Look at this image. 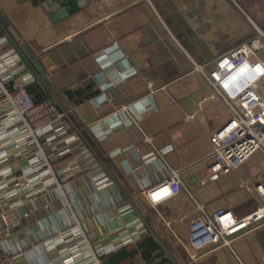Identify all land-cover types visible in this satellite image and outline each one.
Returning <instances> with one entry per match:
<instances>
[{
  "label": "crops",
  "instance_id": "0c3cea01",
  "mask_svg": "<svg viewBox=\"0 0 264 264\" xmlns=\"http://www.w3.org/2000/svg\"><path fill=\"white\" fill-rule=\"evenodd\" d=\"M78 1L79 10L59 17L46 0H0L19 36L1 23L0 62L10 67L0 71V121L13 112L4 95L11 77L32 75L28 82L39 83L42 98L49 90L79 130L70 126L67 143L43 146L39 157L50 170L32 189H20L27 195L13 205L20 224L0 244L14 248L16 264H264V226L191 256L198 205L208 213L252 211L256 200L241 179L263 158L245 176L236 168L201 182L209 137L231 114L216 98L193 119L185 115L206 89L214 58L256 28L264 31V0ZM146 78L155 82L152 91ZM15 158L20 176L28 158ZM172 169L180 191L151 205L143 190ZM3 195L15 201L9 190ZM69 225L78 235L63 237ZM129 232L137 234L132 242ZM121 247L130 254L122 258Z\"/></svg>",
  "mask_w": 264,
  "mask_h": 264
},
{
  "label": "built area",
  "instance_id": "2783aa9c",
  "mask_svg": "<svg viewBox=\"0 0 264 264\" xmlns=\"http://www.w3.org/2000/svg\"><path fill=\"white\" fill-rule=\"evenodd\" d=\"M262 50L264 31L256 28L246 40L219 53L214 58L213 67L204 72L206 89L197 96L191 111L185 113L187 118L193 119L205 103L219 98L231 114L228 121L209 137L210 162L201 182L236 171L237 166L256 149L264 153V98L258 89L264 87ZM9 67L7 62H0L1 72H8ZM30 79H33L32 75L24 78L13 76L11 87L4 88V95L11 102L13 112L0 121V237L11 234L12 229L20 224V216L13 209L14 204L21 203L27 196L20 189H32L50 170V163L43 162L39 157L43 146L67 143L70 126L74 127V134H79L69 117L68 108L63 107L49 90L45 89L46 94L42 99H34L26 87ZM146 84L151 91L156 87L155 82L149 78H146ZM63 151L67 153L71 149L67 146ZM17 156L28 158V165L20 176L15 175V167L11 165ZM241 184L255 198V208L246 214L235 215L227 208H218L208 213L198 205L199 212L191 219L189 226V246L194 251L192 257H196L195 251L206 245L229 244L233 238L264 226V164L257 167L249 179H241ZM180 185L179 172L172 169L168 176L142 193L151 205H155L177 194ZM6 189L15 195V201L9 204L3 201ZM23 213L25 216L28 214ZM75 223L79 226L77 219ZM72 226L63 230V237L78 235V228ZM136 235L129 232L126 241H134ZM14 252L12 246L0 244V264H16Z\"/></svg>",
  "mask_w": 264,
  "mask_h": 264
},
{
  "label": "water",
  "instance_id": "95a60500",
  "mask_svg": "<svg viewBox=\"0 0 264 264\" xmlns=\"http://www.w3.org/2000/svg\"><path fill=\"white\" fill-rule=\"evenodd\" d=\"M46 3L56 12V14L59 17L69 15L79 10L82 6V4L78 0H46ZM0 22L4 27H6L12 33V35L16 40L19 38L14 27L11 26L8 18H6V16L2 13L1 9H0ZM22 45L24 46L26 51L29 52L30 55H33V53L30 51L27 45H25L24 43H22ZM31 62L34 64L38 72L44 74L42 67L35 58H32Z\"/></svg>",
  "mask_w": 264,
  "mask_h": 264
},
{
  "label": "rangeland",
  "instance_id": "374dc122",
  "mask_svg": "<svg viewBox=\"0 0 264 264\" xmlns=\"http://www.w3.org/2000/svg\"><path fill=\"white\" fill-rule=\"evenodd\" d=\"M261 159L263 160L261 163L264 164V153L260 149H256V150H254V153H252L246 160H244L243 162H241L237 166V170H239V172L243 176H245V175H247L248 170L252 169L254 167V165L257 164ZM232 178H233V176L231 174H229L225 178V180L227 182H231Z\"/></svg>",
  "mask_w": 264,
  "mask_h": 264
},
{
  "label": "trees",
  "instance_id": "16d2710c",
  "mask_svg": "<svg viewBox=\"0 0 264 264\" xmlns=\"http://www.w3.org/2000/svg\"><path fill=\"white\" fill-rule=\"evenodd\" d=\"M27 89L33 94L34 96V99L36 101L42 99V95H43V91L41 89V86L39 85L38 82L36 81H30L28 82V84L26 85ZM130 254V251H126V248L125 247H121L119 249V255L124 258L126 255ZM117 258L118 256L115 255L114 253H110V258Z\"/></svg>",
  "mask_w": 264,
  "mask_h": 264
}]
</instances>
